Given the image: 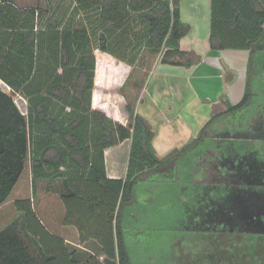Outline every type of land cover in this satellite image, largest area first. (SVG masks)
Returning a JSON list of instances; mask_svg holds the SVG:
<instances>
[{
    "label": "trees",
    "instance_id": "16d2710c",
    "mask_svg": "<svg viewBox=\"0 0 264 264\" xmlns=\"http://www.w3.org/2000/svg\"><path fill=\"white\" fill-rule=\"evenodd\" d=\"M180 13L181 0H38L35 6L0 0V81L12 90L0 87V208L29 165L34 196L40 188L47 194L61 193L66 225L78 229L82 242L93 240L105 259L133 264L126 241L136 236L125 224L124 213L135 204V190L148 177L161 182L166 193L177 195L180 211L189 209L195 215L192 232L203 234L206 245L198 264H264V162L258 152L241 157L235 143L259 139L258 133H264L263 121L254 124L255 131H244L252 123L246 108L260 98L251 92L252 63L242 103L231 107L225 101L227 111L222 116L208 122L191 144L166 157L154 148V128L137 113L156 62L191 69L202 61L180 49V41L190 31ZM263 37L264 0H212V50H245L254 55ZM96 51L131 67L120 92L132 129L92 107L100 69H117L109 62L102 66L101 55L97 68ZM129 83L132 97L126 91ZM16 97L26 101L25 110ZM126 140L131 141L126 176L109 179L104 153ZM215 149L218 154L208 166L206 154ZM190 156L196 167L202 165L200 173L217 169L208 179L219 185L203 183L206 172L184 178L179 162ZM214 158L218 164L214 165ZM224 189L226 199L221 202L219 196L215 202ZM15 206L19 218L0 231V264L57 263L58 252L43 240L40 245L42 236L69 253L63 240L46 230L30 200ZM83 254L74 250L69 256L76 260ZM182 261L187 263L186 257ZM91 264L102 263L94 259Z\"/></svg>",
    "mask_w": 264,
    "mask_h": 264
},
{
    "label": "crops",
    "instance_id": "0c3cea01",
    "mask_svg": "<svg viewBox=\"0 0 264 264\" xmlns=\"http://www.w3.org/2000/svg\"><path fill=\"white\" fill-rule=\"evenodd\" d=\"M16 3L22 6L19 2L16 1ZM211 15L212 0H181V20L190 27V31L180 41V49L183 52L195 53L202 58V61L191 69L156 62L137 103V113L145 117L154 128L153 145L160 157H166L172 151L181 150L191 144L208 122L222 116L227 111L225 101L231 107L240 105L247 92L250 63L254 69L257 61L262 58L260 54V57H256L262 50L260 48L256 49L254 55L245 50H212L209 46ZM122 65H124V71L126 69L128 77L131 67L123 63ZM252 87L253 96L264 97L262 93H258ZM96 96L94 86L93 109L101 111L114 121L125 125L123 106L117 104L116 101L111 104H103L104 102L97 101ZM97 102H101V106ZM130 146L131 141L126 140L105 151L106 174L109 179L123 180L125 178ZM198 181L200 180L198 179ZM141 183L147 186L161 184L159 181L150 180H142ZM134 203H137L135 198ZM46 230L63 240L65 247H73L71 252L76 250L85 253L81 259L73 260L74 258L69 256L71 253L69 252L67 255L71 264H75V262L76 264H91L94 259L101 262L93 251L84 248L85 245L90 243L94 245L95 242L93 240L78 242L77 236L80 238V234L74 226L60 224L57 228L60 235L53 234L47 228ZM101 256L105 257L103 254ZM89 260L90 262H88Z\"/></svg>",
    "mask_w": 264,
    "mask_h": 264
},
{
    "label": "rangeland",
    "instance_id": "374dc122",
    "mask_svg": "<svg viewBox=\"0 0 264 264\" xmlns=\"http://www.w3.org/2000/svg\"><path fill=\"white\" fill-rule=\"evenodd\" d=\"M16 1L22 6H35L38 2V0ZM258 45V48L262 50L258 52L256 57H260V54L262 58L257 61L254 69H252L251 83L253 84L252 88L255 91L264 95V86L261 84V79L264 77V37L260 40L257 46ZM95 54L97 57V63L98 58L101 55L103 61L102 66H105L107 62H109L112 65L114 64L117 69H121L123 71V74L118 76L116 71L117 69L114 67L101 68L97 85V96H95L97 101L100 100L104 102L103 104H111L116 101L117 104L123 106L122 113L124 114V124L126 125V123L129 122V116L126 111L127 103L125 104V100L121 95L120 87L125 85L130 74L128 77L126 76L127 71L126 69L124 71V65H122V63L116 59L103 54L100 51L95 52ZM261 59L262 62L260 63ZM126 91L128 92L129 96L132 97L134 90L131 88L130 83L126 88ZM16 100L18 105L25 110L24 101L21 100L20 97H16ZM97 103L99 105L101 104V102ZM263 112L264 97H260L259 100L254 103V105L246 108L245 115L248 120H251L254 119L255 116L264 114ZM262 121L264 122V120ZM225 123L227 124L228 121H225ZM247 129L244 131L250 132V130ZM258 134V136H261L259 139L239 140L235 142L238 148L237 154L243 157L258 152L260 154L259 158L262 160V162H264V133ZM220 144L221 143H218L216 148L217 146L219 148ZM217 151L218 149H215L213 152H207L206 157H209V159L206 164H208V166H211L210 159H212L211 157L213 155L218 154ZM200 157L204 159V151ZM214 161V165L219 163L217 159L215 160V158ZM214 161L212 160L211 162L213 163ZM196 166L198 165L193 159L187 160L184 163L180 161V174H182V176L187 180H191L193 177H195V175H197V173H200V168H202V165L199 167ZM207 170L204 172L201 171L200 175H203L206 172L205 174L207 176L206 180L202 179L201 181L206 184L219 185L216 179H214V183L213 181L211 183V179H208L210 175L214 177L215 174H217V169L215 172L211 171L210 173L209 168H207ZM144 180L148 181L149 178L145 177ZM185 186L191 188V186L188 184ZM173 190H178L180 193H182V189H178L177 186L176 188L174 186ZM166 192L167 190L163 185L147 186L144 185V183L143 185L141 183L135 190L134 198L136 199L137 203H135L133 206H129L125 210L124 222L127 224L128 229L132 230V234L136 236L129 237L126 241L133 264H184L182 261L183 256L186 257L187 260V263L185 264H191L192 262H194V264H198V258L205 254L206 245L202 243L205 237L202 236L203 234L201 233H196V231L192 232L194 228H191V222L193 220H191V217L195 218V215L191 214L189 209H181L180 211V206L177 202V195H171ZM60 194L59 192L47 194L44 192V189L40 188L38 197H35L32 188L31 169L28 165L9 200L0 208V231L19 218L21 213L17 210L15 203L18 201L30 200L33 204L34 212L38 215L40 221H42L45 227L53 232V234L60 235V231H58L57 228L60 224L65 225L67 218L66 203L63 201L62 197H60ZM217 196L218 198H216L214 201L219 202V196H221V202H223L228 196L227 190L224 189L223 191H220L219 195ZM186 203H188V201H185V205ZM193 212H198V215L201 213L198 209H194ZM195 222L196 224L198 223L196 220ZM75 229L78 230L76 227ZM202 231H205V229ZM39 239L40 245L43 240L48 244V247H52L51 251H54L56 254L58 252L59 261H57V263L55 262V264H67L66 250H64L62 247H57L54 239L45 236H42ZM77 239L79 242L80 238H78V236ZM178 246L182 247L183 249L179 248ZM257 247L258 244H255L254 249H257ZM66 248L69 250V252H71V248L73 249V247L70 248L68 246H66ZM84 248L93 251L95 255L100 258L101 263L104 264L105 257L101 256V249L96 243L94 245L93 243L85 245Z\"/></svg>",
    "mask_w": 264,
    "mask_h": 264
},
{
    "label": "water",
    "instance_id": "95a60500",
    "mask_svg": "<svg viewBox=\"0 0 264 264\" xmlns=\"http://www.w3.org/2000/svg\"><path fill=\"white\" fill-rule=\"evenodd\" d=\"M259 99H253L251 101V104L249 105V107H251V105H254L255 102H257ZM260 116V115H259ZM258 116H255L254 118H257ZM250 120V119H249ZM128 129H132L133 128V124L130 123V122H127L126 125H125ZM104 263L105 264H118L117 261L115 260H111V259H105L104 260Z\"/></svg>",
    "mask_w": 264,
    "mask_h": 264
},
{
    "label": "flooded vegetation",
    "instance_id": "af4514ba",
    "mask_svg": "<svg viewBox=\"0 0 264 264\" xmlns=\"http://www.w3.org/2000/svg\"><path fill=\"white\" fill-rule=\"evenodd\" d=\"M262 77V76H261ZM263 81H264V77H263ZM264 85V84H263ZM259 117V116H258ZM254 118V119H251L252 120V123L250 124V131H255L256 129H253L255 126H254V124L257 122V121H262V120H264V118H261V117H259V118ZM256 125V124H255ZM207 170V169H206Z\"/></svg>",
    "mask_w": 264,
    "mask_h": 264
},
{
    "label": "built area",
    "instance_id": "2783aa9c",
    "mask_svg": "<svg viewBox=\"0 0 264 264\" xmlns=\"http://www.w3.org/2000/svg\"><path fill=\"white\" fill-rule=\"evenodd\" d=\"M0 87L5 89L7 92H11L12 91L11 88L8 87L7 85H5L2 81H0ZM20 99L23 100L25 105H26V101L22 97H20Z\"/></svg>",
    "mask_w": 264,
    "mask_h": 264
}]
</instances>
